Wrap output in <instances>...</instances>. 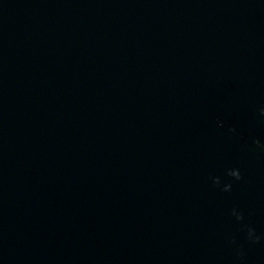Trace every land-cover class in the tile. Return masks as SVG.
I'll use <instances>...</instances> for the list:
<instances>
[{
  "label": "water",
  "instance_id": "1",
  "mask_svg": "<svg viewBox=\"0 0 264 264\" xmlns=\"http://www.w3.org/2000/svg\"><path fill=\"white\" fill-rule=\"evenodd\" d=\"M0 264H264V0H0Z\"/></svg>",
  "mask_w": 264,
  "mask_h": 264
},
{
  "label": "clouds",
  "instance_id": "2",
  "mask_svg": "<svg viewBox=\"0 0 264 264\" xmlns=\"http://www.w3.org/2000/svg\"><path fill=\"white\" fill-rule=\"evenodd\" d=\"M232 175L235 176L236 179H240V174H239V172L237 170L234 169L233 172H232ZM247 235H248V239L252 240L253 242H255L256 240L259 239V237H257L254 234L252 229L248 230Z\"/></svg>",
  "mask_w": 264,
  "mask_h": 264
}]
</instances>
